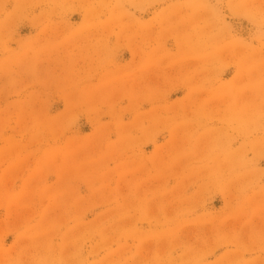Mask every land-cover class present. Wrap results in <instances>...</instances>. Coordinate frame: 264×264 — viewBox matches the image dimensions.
<instances>
[{"label":"rangeland","instance_id":"obj_1","mask_svg":"<svg viewBox=\"0 0 264 264\" xmlns=\"http://www.w3.org/2000/svg\"><path fill=\"white\" fill-rule=\"evenodd\" d=\"M0 264H264V0H0Z\"/></svg>","mask_w":264,"mask_h":264}]
</instances>
